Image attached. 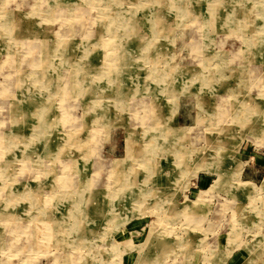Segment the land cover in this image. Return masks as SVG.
<instances>
[{
  "label": "rangeland",
  "instance_id": "1",
  "mask_svg": "<svg viewBox=\"0 0 264 264\" xmlns=\"http://www.w3.org/2000/svg\"><path fill=\"white\" fill-rule=\"evenodd\" d=\"M182 1L0 0V264H264V0Z\"/></svg>",
  "mask_w": 264,
  "mask_h": 264
},
{
  "label": "bare ground",
  "instance_id": "2",
  "mask_svg": "<svg viewBox=\"0 0 264 264\" xmlns=\"http://www.w3.org/2000/svg\"><path fill=\"white\" fill-rule=\"evenodd\" d=\"M129 1H131V0H129ZM166 1V0H165ZM172 1V0H171ZM185 1V0H184ZM119 2H121V1H119ZM118 2V3H119ZM212 2L214 3H219V0H212ZM165 3V2H164ZM182 3H183V1L181 2V6L182 7H185V8H189V4L190 3H188L187 4V0H186V2H184V4L182 5ZM222 3V2H221ZM220 3V4H221ZM172 6H173V2L172 3H170ZM179 4V3H178ZM181 6H179V5H176V7H178V9L180 10V12H183V10H182V7ZM211 7V6H210ZM154 10V9H153ZM186 11H188V9L186 10ZM155 15V14H154ZM182 15H183V13H182ZM216 15H218V14H216ZM130 17V16H129ZM215 17V16H214ZM114 19V18H113ZM221 20H226V18H222ZM190 21V20H189ZM118 22L119 23H121V20L119 19L118 20ZM217 22V21H216ZM221 22V21H220ZM224 22V21H223ZM218 23V22H217ZM233 23V22H232ZM112 24V23H111ZM221 25H224L225 27L227 26L228 27V29H231L230 27V25L228 24H221ZM110 27V26H109ZM155 34V33H154ZM109 38V37H108ZM155 40V39H154ZM96 42V41H95ZM151 42V41H150ZM149 43V42H148ZM154 43V42H153ZM264 46V45H263ZM146 47H147V45H146ZM150 47V46H149ZM127 51V50H126ZM114 56V55H113ZM142 57V56H141ZM142 59V58H141ZM147 60H149V61H147V63H149V64H151L150 65V67H151V69H152V67L154 68V70H153V73H154V75H153V78H152V80H154L155 81V79H157V78H159V75H158V77H157V74H158V72H159V70H157L156 71V69H158V66H159V61H158V58H153V59H151V58H147ZM130 61V60H129ZM161 64H164V63H161ZM166 64V63H165ZM84 66V65H83ZM127 66V65H126ZM166 66V65H165ZM134 67V66H133ZM132 67V68H133ZM149 67V68H150ZM160 67V66H159ZM125 68V67H124ZM164 68V67H163ZM130 69V68H129ZM103 71V70H102ZM107 71V70H106ZM105 71V72H106ZM114 72V71H113ZM181 72V71H180ZM160 75H162L161 77H160V81H161V83H162V86H164V82L162 81L163 79H164V77H166V73H164V71L161 69V71H160ZM81 74V73H80ZM98 75V74H97ZM131 75V74H130ZM172 75V74H171ZM201 76V75H200ZM85 78H86V76H83V78H82V83H83V80H85ZM182 79V78H181ZM177 80V79H176ZM87 81V80H86ZM99 81H100V79H99ZM102 81V80H101ZM110 81V80H109ZM37 82V81H36ZM92 83V82H91ZM8 84H9V82H8ZM57 84V83H56ZM55 84V85H56ZM173 84V83H172ZM171 84V85H172ZM64 85V84H63ZM80 85V84H79ZM148 85V84H147ZM83 86H84V83H83ZM89 86H90V84H89ZM88 86V87H89ZM131 86V85H130ZM138 86V85H137ZM180 86V85H179ZM52 88V87H51ZM55 88V87H54ZM135 88V87H134ZM181 88V87H180ZM141 88H140V86H138L137 88H136V91H135V93H133L132 94V97L130 98V100L133 98V97H138L137 95H138V93L140 94L141 92H139V90H140ZM161 89H162V87H161ZM125 91V90H124ZM81 93H83V92H80V94ZM167 93V92H166ZM179 93V92H178ZM84 94V93H83ZM234 94V93H233ZM230 95V94H229ZM126 96H127V94H126ZM238 96H240V95H238ZM144 97H146V96H142V98L139 96V98L138 99H140L141 100V104L142 105H144V107H145V105L147 106V108L148 109H151V113L149 112V117H150V119L151 120H153L152 122H157V118L155 117V113H154V107L156 106V103L154 102V100H152V99H150L149 100V102L147 103L146 102V100L147 99H145ZM237 98V97H236ZM46 99V98H45ZM77 99V98H76ZM243 100V99H242ZM49 101H51V100H49ZM44 102V101H43ZM42 102V103H43ZM241 102V101H240ZM14 103V102H13ZM16 103V102H15ZM20 103V102H19ZM45 104V106L47 105L46 103H44ZM70 104V103H69ZM148 104V105H147ZM239 104V103H238ZM38 105V104H37ZM130 105V104H129ZM9 106V105H8ZM14 106V105H13ZM40 106H41V104H40ZM44 106V105H43ZM241 106V105H240ZM257 106V105H256ZM237 107V106H236ZM15 108V107H14ZM142 108H143V106H142ZM32 110V109H31ZM252 110V109H251ZM51 111V110H50ZM250 111V110H249ZM259 111V110H258ZM257 111V112H258ZM24 112V111H23ZM8 113V112H7ZM170 114V113H169ZM252 114H254V113H252ZM21 115V114H20ZM30 115H31V113H30ZM34 115V114H33ZM54 115H56V114H54ZM22 116H23V114H22ZM25 116V115H24ZM60 116V115H59ZM165 116V115H164ZM251 117V116H250ZM36 118V117H35ZM233 118H234V116H233ZM11 119V118H10ZM156 119V120H155ZM54 120V119H53ZM12 121V120H11ZM77 121V120H76ZM161 121V120H160ZM159 121V122H160ZM165 121V120H164ZM23 122V121H22ZM37 122V121H36ZM151 122V123H152ZM50 123V122H49ZM158 123V122H157ZM251 123V122H250ZM67 124V123H66ZM159 124V123H158ZM243 124V123H242ZM249 125V124H248ZM14 126V125H13ZM33 127V126H32ZM49 127V126H48ZM56 127V126H55ZM71 127V126H70ZM77 127V126H76ZM80 127V126H79ZM253 127V126H252ZM50 128V127H49ZM159 128V127H158ZM15 132V131H14ZM48 132V131H47ZM15 134V133H14ZM155 134V133H154ZM154 136V135H153ZM8 137V136H7ZM10 137V136H9ZM20 137V136H19ZM18 137V138H19ZM25 138V137H24ZM153 138V137H152ZM127 139V138H126ZM128 140V139H127ZM130 140V139H129ZM23 141V140H22ZM19 142V141H18ZM65 142V141H64ZM149 142L151 143L152 141H150L149 140ZM148 142V143H149ZM133 143V142H132ZM149 143V144H150ZM153 143V144H152ZM151 144H152V146H153V148L152 149H155L156 147H157V143H155V141H153ZM173 143V142H172ZM216 143V142H215ZM156 146V147H155ZM170 146H172V145H170ZM28 149V148H27ZM20 151V150H19ZM135 151V150H134ZM144 151V150H143ZM147 153H150V152H148V151H146ZM156 153V152H155ZM131 154H132V144L131 143H129V142H126V152H125V155L126 156H128L129 158H130V156H131ZM135 154V153H134ZM151 154V153H150ZM51 155V154H50ZM136 155V154H135ZM154 155V154H153ZM152 155V156H153ZM183 156V155H182ZM8 157V156H7ZM57 158V157H56ZM223 160V159H222ZM59 161H60V159H59ZM80 164V163H79ZM77 166H76V170H78L79 171V173H80V170H82L83 168V166H79L78 165V163L76 164ZM88 166V165H87ZM96 166V165H95ZM73 167V166H72ZM97 167V166H96ZM104 167V166H103ZM89 168V167H88ZM97 168H99V170H101L102 169V166H98ZM105 168V167H104ZM104 171H105V169H104ZM72 173H74V172H72ZM220 173V172H219ZM82 174H84V171H83V173ZM224 174V173H223ZM102 176V175H101ZM89 177V176H88ZM219 178H221V177H219ZM223 178V177H222ZM89 180V179H88ZM88 180H86V182L83 184L84 186L85 185H87V183H88ZM75 186V185H74ZM84 186H82L81 185V187H84ZM79 189H81V188H79ZM95 189V188H94ZM76 190H78V189H74V192L76 191ZM61 192V194H60V196L58 195L57 197V199H55L56 201H57V204H60L61 203V201H62V198H64V199H66L68 196H70V193H71V191H67V190H62V191H60ZM84 192V191H83ZM83 194V193H82ZM54 195H55V193H54ZM85 195V194H84ZM83 196V195H82ZM81 196V197H82ZM144 196V195H143ZM250 196V195H249ZM8 197L9 196H7V199H8ZM61 197V198H60ZM88 197H89V195H88ZM91 197H92V195H91ZM91 197H89V198H91ZM88 198V199H89ZM6 199V200H7ZM95 200V199H94ZM82 201V200H81ZM97 201V200H96ZM90 202V201H89ZM165 218V217H164ZM171 218V217H170ZM165 220V219H164ZM162 221V220H161ZM160 221V222H161ZM51 226V225H50ZM60 228V227H59ZM186 247V246H185ZM206 247V246H205ZM180 248V247H179ZM174 252V251H173ZM165 255V254H164ZM175 256V255H174ZM175 258V257H174ZM173 262V261H172ZM164 263V262H163ZM170 263V262H169ZM168 264V263H167Z\"/></svg>",
  "mask_w": 264,
  "mask_h": 264
},
{
  "label": "crops",
  "instance_id": "3",
  "mask_svg": "<svg viewBox=\"0 0 264 264\" xmlns=\"http://www.w3.org/2000/svg\"><path fill=\"white\" fill-rule=\"evenodd\" d=\"M246 157H248V156L246 155ZM250 159H252V158L250 157ZM252 166H254L255 168L253 169L252 172L249 171L248 174H246V172L244 171L245 167L242 169L243 179L246 181H249L251 183H254V184L259 182V181L261 182V180L264 176V173L262 174V169H264V153L262 155L256 156L255 165H252Z\"/></svg>",
  "mask_w": 264,
  "mask_h": 264
}]
</instances>
